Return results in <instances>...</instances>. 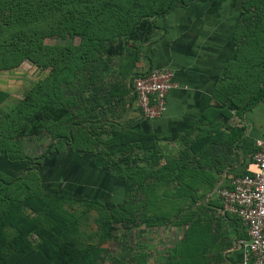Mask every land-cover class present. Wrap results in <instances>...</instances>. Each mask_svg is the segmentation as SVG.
Listing matches in <instances>:
<instances>
[{
  "label": "crops",
  "instance_id": "1",
  "mask_svg": "<svg viewBox=\"0 0 264 264\" xmlns=\"http://www.w3.org/2000/svg\"><path fill=\"white\" fill-rule=\"evenodd\" d=\"M242 3L176 6L156 20L148 40L102 58L80 99V112L88 114L82 126L94 132L96 151L67 146L52 152V162L41 171L48 180L56 177L57 185L67 184L74 195L88 190L105 199L109 193L115 203L127 199L128 191L122 180L110 177L120 176L115 165L124 166L126 176H158L148 179L156 188L137 197L142 211L131 224L140 229L143 248H149L143 252L148 264H238L245 255L247 229L223 212L218 196L221 188H231L233 177L255 170L256 141L264 137V100L242 115L231 110V101L241 102L242 75L252 68L241 67ZM261 64L254 63V77L260 76ZM164 68L175 74L167 112L146 120L131 80ZM163 176L172 177L162 181Z\"/></svg>",
  "mask_w": 264,
  "mask_h": 264
},
{
  "label": "trees",
  "instance_id": "2",
  "mask_svg": "<svg viewBox=\"0 0 264 264\" xmlns=\"http://www.w3.org/2000/svg\"><path fill=\"white\" fill-rule=\"evenodd\" d=\"M12 1V19H9L11 21L5 26L0 27V47L4 44V47L0 48L1 66L16 67L23 60L28 59L39 67H51V74L42 90V93L46 90V103L44 100L39 102L37 100L38 105L33 103L34 97L32 95L33 98L29 99V104L25 102L17 106L16 110L14 109L5 117V122L11 123L20 117L19 115L23 116L22 121L20 120V136L38 137L47 128L51 139L49 152L51 153L53 148H56L55 152H62L66 150L65 147L67 146L72 151L93 152L96 151L94 147L99 145V141L94 140V132L86 131L82 126L86 120L84 117L88 114H85L86 110L80 112V99L84 97V94L93 84L96 70L101 61L97 62V60H99V54L105 43L111 42L112 45L119 43L125 50L131 43L138 44L148 40L154 30L157 29L156 20L168 15L176 6L189 8L197 3H207L209 0H154L146 5L141 16L137 15L136 17L131 16L130 12L134 8L136 9L138 4H133L131 7L127 3H122V0ZM242 2L239 26L241 67L243 64L249 63L250 67L253 68L254 63L259 61L262 63V71L260 76L255 74L254 77L253 73H250L252 71L250 68V70L247 69L249 72L245 71L246 77L242 75L241 102L231 101V110H237L240 115L252 110L264 100V86L262 85L264 82V0H242ZM138 7L141 5L139 4ZM142 8L145 7L142 6ZM112 16L116 18L112 20ZM34 18H36V23L40 25L36 34L39 46L35 53L33 48L29 46L32 43L29 42L24 45L21 42L19 44L18 39H16L17 32L14 30L19 25L29 24ZM52 18H58L56 25H48ZM47 31L57 35L70 33L72 36L80 37V44L66 47L43 46L41 42L48 35ZM23 35L25 33H22L21 37ZM26 36L28 37L27 34ZM245 51L249 52L245 53ZM121 53L120 50H115L109 51L108 55L111 57ZM255 55H259L260 58L259 56L254 57ZM137 75L131 80L132 86ZM74 84L76 87L72 86ZM134 98L136 99L135 95ZM1 137L0 135V139ZM54 142L56 143L53 144ZM0 162L7 168L5 175H1L0 172V193L5 195L6 189L4 188L9 187L12 180L16 181L15 174L25 170L26 166L23 163L8 161L7 158L1 159ZM108 166L110 168V165ZM115 167H118L120 176L110 177H118L124 182L123 184L127 186L129 202L126 198L118 203L112 202L109 193L103 195L102 192L99 193L105 196V199L94 198L93 195H90L89 198L83 200L88 205L101 206L106 211V215H102L100 221L102 240L112 238L113 224L122 223L125 220L126 224L131 227L132 223L138 221L137 212L142 211V201L137 197L141 196L142 193L148 194L149 190L157 186L154 184L148 186V179H158V176H143L142 174L126 176L124 166L118 164ZM171 177L163 176L160 179L167 181ZM53 179L54 182L51 183V180H48V176H44L43 172L37 176L40 190H44L48 198L59 201H76V196L82 197L84 195V192L79 195L72 194L67 184L57 185V178L54 177ZM147 186L148 189H145ZM7 196L9 195L6 194ZM132 197H134V203L131 202ZM11 198L13 199H10L11 204L5 205V201L0 198V207H4L0 212L1 220L10 215L12 203L21 202L16 192ZM7 207L9 212L5 210ZM116 215L121 218L118 219ZM19 220L23 221V217L21 216ZM29 225L25 224L26 227ZM45 242L47 244L43 250L49 252L42 250L38 254L33 253L25 258V263L22 260L18 264H34V261L40 258L39 255H51V264H104L105 259L102 254L105 251L93 245H79L76 240L67 237L66 234L63 237L49 239ZM118 264L123 263L118 262Z\"/></svg>",
  "mask_w": 264,
  "mask_h": 264
},
{
  "label": "rangeland",
  "instance_id": "3",
  "mask_svg": "<svg viewBox=\"0 0 264 264\" xmlns=\"http://www.w3.org/2000/svg\"><path fill=\"white\" fill-rule=\"evenodd\" d=\"M15 1L22 2L24 0ZM151 1L154 0H122V3H127L131 7H133V4H138L136 9L134 8L130 12L131 16L136 17L144 13L146 5ZM139 4L141 7H138ZM11 5H13L12 0H0V27L11 21L9 20L12 19L13 6ZM142 6L145 8H142ZM124 15L127 16V14ZM115 18V16H112V20ZM31 21L29 24L17 26L14 30L17 32L16 39H18L19 44L21 42L24 45L29 42L32 43L29 46L33 48L35 53L39 46L36 34L40 29V25L36 23V18L31 19ZM57 22L58 18H52L48 25L53 26ZM22 33H25V35L21 37ZM47 34L41 42L43 46H77L81 41L80 37L72 36L70 33L57 35L47 31ZM3 47L4 44L0 48ZM115 50L124 51L123 46H120L119 43L115 45H112L111 42L105 43L97 62L102 58L109 59L108 52ZM1 65L0 135L2 137L0 139V160L7 158L8 161L23 163L26 169L15 174L16 181L12 180L14 185L11 184L9 187L4 188L6 189L5 195L0 193V198L5 201H3L4 205L11 204L10 199L13 200L11 197L15 192L21 201L15 202V204L12 203L11 211L8 207L5 208L11 213L5 219H0V264H18L22 260L25 263L26 257L33 253L38 254L43 248H46L45 244L48 242H45L46 240L63 237L64 234L76 240L79 245H93L105 251L102 254L105 259L104 264H118V262L123 264H148L147 255H143V252L149 248H143L140 229L130 227L125 220L122 223L112 225V238L108 240L101 239L100 221L102 215H106V211L101 206L88 205L83 201L87 197L89 198L92 191L90 195H88L90 191L87 190V193L84 192L86 195L76 196V201H59L48 198L44 190H40L37 176L53 160L50 158L52 152L49 153L50 133L46 128L38 137L20 136V122L23 116L19 115L20 117L11 123H6L5 117L14 109L16 110L17 106L25 102L29 104L30 98L34 97L33 103L36 104L37 100L38 102L44 100L46 103V90L43 93L42 90L51 74V67H39L28 59L23 60L16 67L8 68ZM75 84L72 86L76 87ZM39 92L40 95H38ZM32 95L33 97H31ZM3 139H6L5 142ZM55 150L56 148H53V152ZM55 166L59 167L57 164ZM102 166L105 167L106 165L102 164ZM6 169V166L0 162L1 175L6 174ZM55 171L53 173H56ZM84 178L86 179L87 176H79V179ZM52 182H54V179L51 180ZM118 190L116 200L121 198L122 188ZM6 194L9 196L6 197ZM2 209H4L3 206L0 207V212ZM21 216L23 221L19 220ZM116 216L118 217V215ZM26 223L31 225L26 227ZM28 227L30 229H27ZM45 252L49 251L46 250ZM39 256L40 258L34 261V264H51V255Z\"/></svg>",
  "mask_w": 264,
  "mask_h": 264
},
{
  "label": "built area",
  "instance_id": "4",
  "mask_svg": "<svg viewBox=\"0 0 264 264\" xmlns=\"http://www.w3.org/2000/svg\"><path fill=\"white\" fill-rule=\"evenodd\" d=\"M174 78V72L165 68L141 72L135 77L133 94L144 119L155 120L167 112ZM252 159V173L235 176L231 188L218 190L223 212L237 218L247 229L248 239L242 242L245 255L238 264H264V137L256 141Z\"/></svg>",
  "mask_w": 264,
  "mask_h": 264
}]
</instances>
